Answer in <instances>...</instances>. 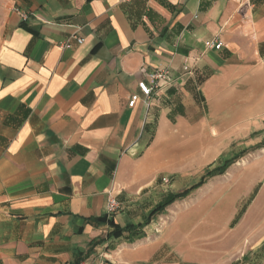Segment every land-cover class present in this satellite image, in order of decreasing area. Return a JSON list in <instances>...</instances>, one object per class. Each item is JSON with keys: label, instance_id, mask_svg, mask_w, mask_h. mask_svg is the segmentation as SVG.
<instances>
[{"label": "crops", "instance_id": "obj_1", "mask_svg": "<svg viewBox=\"0 0 264 264\" xmlns=\"http://www.w3.org/2000/svg\"><path fill=\"white\" fill-rule=\"evenodd\" d=\"M209 120L264 122V0H0V264H158L93 220L142 224L138 156Z\"/></svg>", "mask_w": 264, "mask_h": 264}, {"label": "rangeland", "instance_id": "obj_2", "mask_svg": "<svg viewBox=\"0 0 264 264\" xmlns=\"http://www.w3.org/2000/svg\"><path fill=\"white\" fill-rule=\"evenodd\" d=\"M165 141L147 159L141 154L136 160L138 182L152 181L141 193L149 196L145 208L152 206L142 223L167 196L195 185L208 170L229 165L143 228H152L161 242L154 262L262 264L264 122L209 120L197 125L191 138L177 139L174 149L163 146Z\"/></svg>", "mask_w": 264, "mask_h": 264}, {"label": "built area", "instance_id": "obj_3", "mask_svg": "<svg viewBox=\"0 0 264 264\" xmlns=\"http://www.w3.org/2000/svg\"><path fill=\"white\" fill-rule=\"evenodd\" d=\"M15 12L19 15L22 21L27 20V15L19 10H15ZM72 41L76 44L80 45L83 40L75 35L71 36L69 40L61 44L62 48H70ZM203 47L205 50H219L222 47V43L220 42H214L211 40L205 41L203 43ZM185 71H187V68H184ZM148 78L150 80V85H148L146 82H138L137 88L145 97H149L153 90H160L163 88L169 87L173 80L167 70H156L148 75ZM138 100L137 95H132L129 98L128 101V107H133L135 103ZM118 210V203L116 201V198L114 196H109L107 200V207H106V215L111 216ZM85 264V263H83ZM100 264H108L107 262H101Z\"/></svg>", "mask_w": 264, "mask_h": 264}, {"label": "trees", "instance_id": "obj_4", "mask_svg": "<svg viewBox=\"0 0 264 264\" xmlns=\"http://www.w3.org/2000/svg\"><path fill=\"white\" fill-rule=\"evenodd\" d=\"M229 164L226 162L224 163L222 166L216 167L213 170H208L204 176L201 177L200 181L198 183H196L195 185L191 186L188 189L183 190L182 192L179 193H173L169 196L166 197V199L161 202L160 204H158L157 206H155L153 208V210L148 214L147 218L145 219V221L142 224L133 226V225H127L124 228H118L117 226H115V224H113V222L107 220L106 216H102L99 218L94 219L93 221L95 223H108L109 225H111L113 227V231L111 233V235L115 238H123L125 241H127L128 243H133L137 240H140L142 238L145 237V234L143 232V228L148 225L150 223V221L158 214L162 213L165 208H167L168 206H170L171 204H173L176 201H180L184 198H186L192 191H194L195 189L201 187L206 179L214 174H221L223 173V171L227 168Z\"/></svg>", "mask_w": 264, "mask_h": 264}]
</instances>
